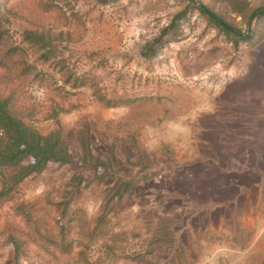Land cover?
<instances>
[{
	"label": "rangeland",
	"instance_id": "obj_1",
	"mask_svg": "<svg viewBox=\"0 0 264 264\" xmlns=\"http://www.w3.org/2000/svg\"><path fill=\"white\" fill-rule=\"evenodd\" d=\"M198 1L241 33L259 27L258 46L188 9L141 56L186 0H0V96L71 159L0 200V264H264L256 188L204 158L200 126L201 94L243 54L264 62V17L248 22L264 0ZM24 31L47 35L49 61Z\"/></svg>",
	"mask_w": 264,
	"mask_h": 264
},
{
	"label": "crops",
	"instance_id": "obj_2",
	"mask_svg": "<svg viewBox=\"0 0 264 264\" xmlns=\"http://www.w3.org/2000/svg\"><path fill=\"white\" fill-rule=\"evenodd\" d=\"M256 28L244 41L249 47L258 46L251 38ZM228 69L227 82L218 79L213 92L200 97L202 154L214 166L233 173L240 191L249 186L253 193L256 188L250 206L264 208V180L259 179L264 175V62L243 54ZM192 99L199 103L194 95ZM227 160L233 165L228 166ZM247 175L254 177L250 184Z\"/></svg>",
	"mask_w": 264,
	"mask_h": 264
},
{
	"label": "trees",
	"instance_id": "obj_3",
	"mask_svg": "<svg viewBox=\"0 0 264 264\" xmlns=\"http://www.w3.org/2000/svg\"><path fill=\"white\" fill-rule=\"evenodd\" d=\"M186 1L185 10L173 17L169 25L161 30L158 37L140 50L141 56L154 55L158 46L162 45L163 38L169 34L170 29H173L177 20L188 9L198 11L219 30L231 35L236 42L250 38V29L245 34L241 33L198 0ZM261 17H264V7L253 10L248 16V22L250 23ZM173 34L176 35L175 32ZM20 42L36 49L39 60L42 62H47L52 57L53 49L45 33L24 31ZM15 49L18 50L19 48L15 47L13 50ZM26 72H31L35 80L41 74L40 71H36L35 67L25 64V67L21 69V73L25 74ZM10 101V97L0 96V200L10 196L17 185L30 175L40 174L48 164H65L71 161L69 151L58 134L42 135L34 127L25 124L12 110ZM61 229H64V227H61Z\"/></svg>",
	"mask_w": 264,
	"mask_h": 264
}]
</instances>
